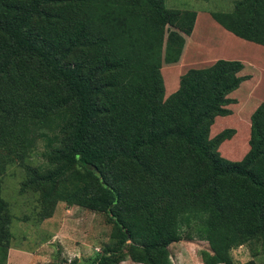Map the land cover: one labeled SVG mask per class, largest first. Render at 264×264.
Segmentation results:
<instances>
[{
	"label": "trees",
	"instance_id": "16d2710c",
	"mask_svg": "<svg viewBox=\"0 0 264 264\" xmlns=\"http://www.w3.org/2000/svg\"><path fill=\"white\" fill-rule=\"evenodd\" d=\"M210 16L264 46V0ZM196 19L164 0H0V264L11 240L2 181L14 165L41 211L63 202L105 215L118 245L81 264H172L168 247L184 240L207 242L203 264H234L243 245L264 252V103L243 158L221 157L235 131L210 129L249 77L237 60L179 77L167 68Z\"/></svg>",
	"mask_w": 264,
	"mask_h": 264
},
{
	"label": "rangeland",
	"instance_id": "374dc122",
	"mask_svg": "<svg viewBox=\"0 0 264 264\" xmlns=\"http://www.w3.org/2000/svg\"><path fill=\"white\" fill-rule=\"evenodd\" d=\"M235 1L164 0L165 6L169 9L191 10L197 13L192 33L189 39L185 40L180 62L171 66L167 64L168 69L176 72L179 77L189 69L206 68L217 60H237L244 65L242 75L249 77L237 91L229 96L234 101L227 107L231 114L226 118H216L210 129V138L225 129L235 131V135L223 142L218 149L220 156L230 161L240 160L246 154L245 144L249 139L250 116L259 104L264 103V46L233 36L210 16L211 12H231ZM41 152L42 142H38L33 153L35 162L33 165L42 161ZM4 175L2 195L9 204L11 215L9 248L34 253L40 244L49 241L56 243L52 235L57 232L62 233L59 242L65 247L67 253L75 250L74 256L81 257V260L93 259L96 253H102L104 248L114 250L117 247L118 240L112 239V226L107 223L104 214L90 212L76 206L68 207L63 202H58L52 210L47 207V212L41 211V206L36 201L37 195L31 190L20 191V184L25 178L23 168L16 165L10 166ZM49 211V218L43 220L42 215ZM182 243L194 245L199 256L201 251L209 250L207 242L198 240L192 242L184 240L173 243L169 247ZM50 246L54 251L51 255L57 263H76L74 256L62 255L63 248L59 244ZM259 249V246L253 248L243 245L232 250L234 264H245L251 261L254 252L257 256L253 259L254 263L264 264V252ZM187 254L190 255L191 252Z\"/></svg>",
	"mask_w": 264,
	"mask_h": 264
},
{
	"label": "crops",
	"instance_id": "0c3cea01",
	"mask_svg": "<svg viewBox=\"0 0 264 264\" xmlns=\"http://www.w3.org/2000/svg\"><path fill=\"white\" fill-rule=\"evenodd\" d=\"M54 235V236H53ZM52 235V238L56 240V243L61 246L62 255L67 254L68 256H74L75 250L67 253V250L64 246L59 242L60 236H62L61 232H57ZM55 241H49L45 244H40L34 253H30L28 251H24L21 249L9 248L7 252L6 264H49L54 262V258L51 254H53V249H51V244ZM192 244H179L174 247H169L170 252V260L172 264H203L202 260L199 256L198 250ZM187 252H191L190 255ZM81 257L74 256L77 264H81L86 262L87 260H81ZM257 258V257H256ZM73 259V260H74ZM255 262V261H254ZM120 264H137L132 262L130 259L126 258Z\"/></svg>",
	"mask_w": 264,
	"mask_h": 264
}]
</instances>
